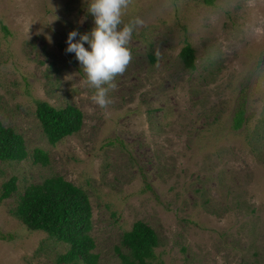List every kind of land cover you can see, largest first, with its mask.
Wrapping results in <instances>:
<instances>
[{
    "label": "rangeland",
    "instance_id": "obj_1",
    "mask_svg": "<svg viewBox=\"0 0 264 264\" xmlns=\"http://www.w3.org/2000/svg\"><path fill=\"white\" fill-rule=\"evenodd\" d=\"M87 7L0 0V120L30 153L0 160V188L12 176L19 187L0 199V264H52L66 250L10 212L28 185L52 176L89 194L99 264H122L117 247L138 220L157 232L166 264H264V0H133L124 21L141 17L144 26L107 109L92 102L95 89L65 51L69 32L94 27ZM187 42L192 70L180 58ZM36 100L74 104L81 129L50 143ZM242 103L247 121L234 129ZM38 147L48 164L35 161Z\"/></svg>",
    "mask_w": 264,
    "mask_h": 264
},
{
    "label": "trees",
    "instance_id": "obj_2",
    "mask_svg": "<svg viewBox=\"0 0 264 264\" xmlns=\"http://www.w3.org/2000/svg\"><path fill=\"white\" fill-rule=\"evenodd\" d=\"M205 1L213 4L215 0ZM2 28L10 34L6 25L3 24ZM150 58L156 60L152 53ZM180 58L186 68H195L196 50L190 42L182 48ZM34 113L52 144L78 132L83 123L82 111L71 103L60 108L46 100H36ZM245 114L246 107L242 103L235 112L234 129H240L247 121ZM29 154L23 135L0 120V160L20 161ZM32 155L37 162L49 163L48 153L40 147L35 148ZM18 190V178L12 176L2 184L0 199L12 197ZM92 211L86 190L63 176L48 177L41 183L28 185L10 210L28 230L44 231L50 238L66 243V250L58 253L52 264H99L96 241L90 234ZM158 246L159 236L155 229L138 220L123 233L121 247H117V251L122 264H166L157 256Z\"/></svg>",
    "mask_w": 264,
    "mask_h": 264
},
{
    "label": "clouds",
    "instance_id": "obj_3",
    "mask_svg": "<svg viewBox=\"0 0 264 264\" xmlns=\"http://www.w3.org/2000/svg\"><path fill=\"white\" fill-rule=\"evenodd\" d=\"M132 2L88 0L87 11L94 18V27L84 34L73 30L67 37L65 51L75 54L86 75L88 87L95 89L92 102L101 109H107L112 103L108 93L116 90V77L123 75L131 64L129 45L133 33L144 26L141 17L125 23L124 17ZM255 3L256 0H249V7H255ZM46 39L52 43L51 36H46Z\"/></svg>",
    "mask_w": 264,
    "mask_h": 264
}]
</instances>
